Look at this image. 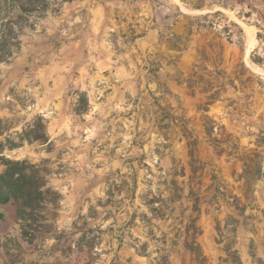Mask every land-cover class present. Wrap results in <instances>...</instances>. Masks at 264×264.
I'll return each instance as SVG.
<instances>
[{"label": "rangeland", "instance_id": "rangeland-1", "mask_svg": "<svg viewBox=\"0 0 264 264\" xmlns=\"http://www.w3.org/2000/svg\"><path fill=\"white\" fill-rule=\"evenodd\" d=\"M260 1H27L0 140L41 121L46 142L4 154L60 197L33 241L2 205L0 264H262Z\"/></svg>", "mask_w": 264, "mask_h": 264}, {"label": "trees", "instance_id": "trees-1", "mask_svg": "<svg viewBox=\"0 0 264 264\" xmlns=\"http://www.w3.org/2000/svg\"><path fill=\"white\" fill-rule=\"evenodd\" d=\"M27 1L30 0H0V63L9 60L20 47L23 21L32 11V6ZM230 1L214 0V4L231 7ZM250 5L252 10L245 12L244 15L252 16L254 10L258 9L264 13V4H261L260 8L253 2ZM256 26L262 28L259 23H256ZM258 35L260 36L261 32H258ZM82 99H85L84 96ZM44 127L45 125L39 121L35 126L25 129L19 135L22 141L12 139L10 136L6 137L5 141L0 140V165L3 166L0 169V219L5 217L2 205L14 200L22 235L31 241L40 235L51 234L56 229L57 211L53 209L57 210L58 206L55 203L60 194L50 185L48 174L43 172L38 164L29 159L10 158L4 154V150L22 146L24 140L46 142L49 136ZM2 132L0 126V135ZM50 205L51 207L54 205L53 209L49 208ZM259 261L264 264L262 258ZM239 262L241 264L240 260Z\"/></svg>", "mask_w": 264, "mask_h": 264}]
</instances>
